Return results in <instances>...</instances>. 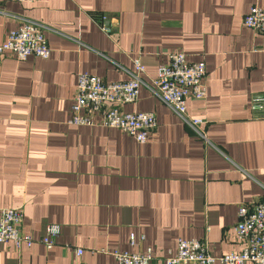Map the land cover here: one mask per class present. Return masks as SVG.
I'll list each match as a JSON object with an SVG mask.
<instances>
[{"label":"crops","instance_id":"0c3cea01","mask_svg":"<svg viewBox=\"0 0 264 264\" xmlns=\"http://www.w3.org/2000/svg\"><path fill=\"white\" fill-rule=\"evenodd\" d=\"M255 5L264 0H0V44L30 20L51 48L47 59L7 52L0 63V207H23L22 231L38 240L0 243V264H118L114 252L149 248L163 264L192 238L213 255L242 250L238 210L264 199V117L253 107L264 33L243 22ZM179 51L206 63V98L186 101L199 127L150 84ZM135 57L146 74L137 101L120 107L155 114L148 140L71 124L79 74L129 80ZM49 224L61 226L51 249L39 241Z\"/></svg>","mask_w":264,"mask_h":264},{"label":"built area","instance_id":"2783aa9c","mask_svg":"<svg viewBox=\"0 0 264 264\" xmlns=\"http://www.w3.org/2000/svg\"><path fill=\"white\" fill-rule=\"evenodd\" d=\"M106 19V16H102L98 22L105 33L111 34L113 27L104 23ZM243 22L247 27L264 33V8L252 6ZM7 52L13 53L20 61L30 56L49 58L51 48L44 34V25L28 20L12 29L0 44V63ZM133 63L135 73L125 81L107 83L89 73L79 74L69 122L75 125L117 128L129 133L139 143L146 142L150 133L158 126L155 114L146 111L125 112L120 107L137 101L143 83L142 74H146L139 57L133 58ZM206 75L205 61L190 62L187 55L179 51L170 53L168 61L159 64L156 76L149 80L166 104L192 126L199 127L202 120L188 117L186 101L188 98H206ZM253 102L256 116L264 117V96H256ZM24 216L23 207H0V243L12 242L17 249H21L24 245L31 246L38 241L22 231ZM60 231L59 224H49L46 234L39 241L51 249L56 244L55 238ZM235 233L243 244L240 252L213 255L206 240L180 239L177 252L164 258L163 264H264V199L252 206H240ZM131 243L135 244L134 236H131ZM82 254L83 249L77 248V257ZM114 255L118 264H152L154 258L151 248L146 252H114Z\"/></svg>","mask_w":264,"mask_h":264}]
</instances>
